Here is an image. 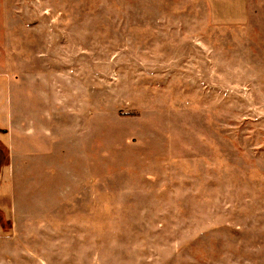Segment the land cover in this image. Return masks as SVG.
Returning <instances> with one entry per match:
<instances>
[{
  "label": "rangeland",
  "instance_id": "374dc122",
  "mask_svg": "<svg viewBox=\"0 0 264 264\" xmlns=\"http://www.w3.org/2000/svg\"><path fill=\"white\" fill-rule=\"evenodd\" d=\"M240 2L0 0V264H264Z\"/></svg>",
  "mask_w": 264,
  "mask_h": 264
},
{
  "label": "crops",
  "instance_id": "0c3cea01",
  "mask_svg": "<svg viewBox=\"0 0 264 264\" xmlns=\"http://www.w3.org/2000/svg\"><path fill=\"white\" fill-rule=\"evenodd\" d=\"M246 5H245V0H241L240 4H236V10L232 13V14H235L233 15V19L235 20H238L240 21L242 19V17H245L244 14H245V8Z\"/></svg>",
  "mask_w": 264,
  "mask_h": 264
}]
</instances>
